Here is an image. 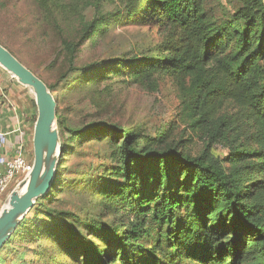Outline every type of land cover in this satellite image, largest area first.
Instances as JSON below:
<instances>
[{
  "label": "trees",
  "instance_id": "16d2710c",
  "mask_svg": "<svg viewBox=\"0 0 264 264\" xmlns=\"http://www.w3.org/2000/svg\"><path fill=\"white\" fill-rule=\"evenodd\" d=\"M59 1L31 0L34 23L51 24L57 36L47 69L60 66L62 92L89 89L113 74L155 91L160 74H168L177 84L181 117L205 134L207 145L192 156L168 145L167 134L152 138L105 111L78 127L56 108L61 154L52 189L0 252L39 234L40 251L51 242L75 264H264V0H234L231 11L222 0H90L91 18L73 30L60 25L70 8ZM106 3L120 6L104 11ZM150 17L162 33L153 50L125 45L119 56L78 64L81 46L106 37L108 24L146 25ZM29 32L38 44L47 35ZM0 44L27 66L8 39L0 36ZM248 122L245 138L234 137ZM90 140L101 144L106 163L96 171L90 165L66 185L64 176L73 171L65 157ZM216 142L227 148L224 158L210 152ZM67 189L89 197L84 209H57L61 199L52 196Z\"/></svg>",
  "mask_w": 264,
  "mask_h": 264
},
{
  "label": "rangeland",
  "instance_id": "374dc122",
  "mask_svg": "<svg viewBox=\"0 0 264 264\" xmlns=\"http://www.w3.org/2000/svg\"><path fill=\"white\" fill-rule=\"evenodd\" d=\"M59 3H66L70 8L69 20L64 22L61 18L59 19L61 27L65 30L76 29L83 20L90 19L93 14L94 9L90 0H62ZM222 3L230 11L236 4L234 0H222ZM118 6L120 5L106 3L103 9L104 11H114ZM36 13L37 10L31 0H4L3 6L0 5V36L8 39L11 42L10 48L18 54L23 62L32 70L39 72L51 85L50 91L55 101L57 96L56 108L62 112L65 119L80 127L83 125V119H88L90 114L95 111H105L119 125L123 127L138 125L146 135L152 138L167 134L168 145H177L189 155H199L204 150L207 138L203 132L190 128L181 117V99L177 84L168 74H160L159 85L155 91L134 83L125 84L120 80L118 74H113L110 81L106 83L94 85L86 90H76L69 94L62 92L66 84L58 81L60 66L47 69L51 50L55 49L58 43L52 25L42 24L41 29L47 35L43 40H40V44L34 43L36 39L29 40L26 36L27 30L31 34L37 30L41 31L39 26L34 23ZM44 14L46 13L41 12V15L45 16ZM108 29L109 32L103 39L89 41L81 46L78 64L114 55L119 56L128 49L125 45L134 46L136 51L140 49L153 50L161 40L162 34L152 23L151 17L146 25L112 22L108 24ZM26 93L25 99H28L29 104L36 110L32 103L33 93L28 87H26ZM90 101H94V105ZM232 111L233 109L229 107V112ZM243 125L244 123L237 126L233 132L234 137L242 139L245 136L249 122ZM230 140L231 138H229ZM78 152L80 153L65 157L68 171H73V173L64 176L66 185L71 177L82 176L86 173L90 165H94L92 171H96L102 169V165L106 163L101 154V144L98 142L92 140L85 142L78 147ZM210 152L220 158L228 155L227 148L220 142L213 143ZM29 161H33V151ZM17 183L18 181H13L7 191L0 196V210ZM66 185L64 186L66 187ZM86 187L90 186L86 185ZM52 197L61 199L57 209L72 211L84 209L90 200L89 197L78 195L68 189L64 192H55ZM92 212L97 215L100 210L93 207ZM102 215L103 220L110 218L108 213L104 212ZM38 237L39 234L34 237L33 242L22 244L19 248L17 246L5 248L0 252V264H75L56 250L51 242H47V248L40 251L36 247Z\"/></svg>",
  "mask_w": 264,
  "mask_h": 264
},
{
  "label": "water",
  "instance_id": "95a60500",
  "mask_svg": "<svg viewBox=\"0 0 264 264\" xmlns=\"http://www.w3.org/2000/svg\"><path fill=\"white\" fill-rule=\"evenodd\" d=\"M0 67L33 93L36 117L32 130V168L10 192L0 210V249L37 199L48 194L61 154L56 101L46 83L0 44Z\"/></svg>",
  "mask_w": 264,
  "mask_h": 264
},
{
  "label": "crops",
  "instance_id": "0c3cea01",
  "mask_svg": "<svg viewBox=\"0 0 264 264\" xmlns=\"http://www.w3.org/2000/svg\"><path fill=\"white\" fill-rule=\"evenodd\" d=\"M26 94V87L0 67V168L18 146L23 147L26 158H32L36 110L25 99Z\"/></svg>",
  "mask_w": 264,
  "mask_h": 264
},
{
  "label": "built area",
  "instance_id": "2783aa9c",
  "mask_svg": "<svg viewBox=\"0 0 264 264\" xmlns=\"http://www.w3.org/2000/svg\"><path fill=\"white\" fill-rule=\"evenodd\" d=\"M32 161H29L23 147L15 148L14 153L8 157L0 168V196L3 195L13 181H19L29 173Z\"/></svg>",
  "mask_w": 264,
  "mask_h": 264
}]
</instances>
